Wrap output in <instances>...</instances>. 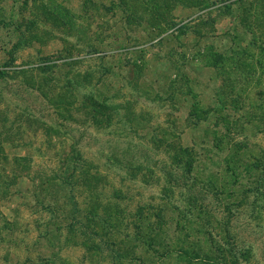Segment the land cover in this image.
<instances>
[{
    "label": "rangeland",
    "instance_id": "obj_1",
    "mask_svg": "<svg viewBox=\"0 0 264 264\" xmlns=\"http://www.w3.org/2000/svg\"><path fill=\"white\" fill-rule=\"evenodd\" d=\"M0 264H264V0H0Z\"/></svg>",
    "mask_w": 264,
    "mask_h": 264
}]
</instances>
